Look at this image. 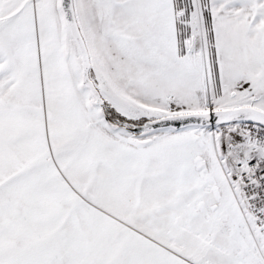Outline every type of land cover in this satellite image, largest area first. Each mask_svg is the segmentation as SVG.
<instances>
[{
    "label": "snow or ice",
    "instance_id": "1",
    "mask_svg": "<svg viewBox=\"0 0 264 264\" xmlns=\"http://www.w3.org/2000/svg\"><path fill=\"white\" fill-rule=\"evenodd\" d=\"M0 264H264V0H0Z\"/></svg>",
    "mask_w": 264,
    "mask_h": 264
}]
</instances>
